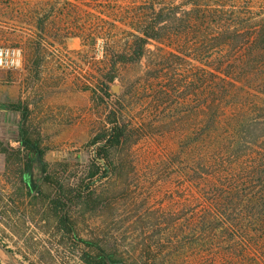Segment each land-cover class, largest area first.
Returning a JSON list of instances; mask_svg holds the SVG:
<instances>
[{
  "label": "rangeland",
  "instance_id": "374dc122",
  "mask_svg": "<svg viewBox=\"0 0 264 264\" xmlns=\"http://www.w3.org/2000/svg\"><path fill=\"white\" fill-rule=\"evenodd\" d=\"M156 1L176 9L180 23L170 24L160 42L151 41L140 61L113 64L130 50L135 14L150 0H0V48L22 51L18 67L0 68V243L14 251L16 263L84 264L91 248L82 240H88L128 264H228L197 224L207 205L196 187L201 173L218 172L231 153L212 139L214 123L242 110L250 120L260 115L255 89L263 93L264 86L252 77L246 88L232 87L218 66L235 59L233 49L219 44L230 37L228 29L254 31L264 20V0ZM199 3L215 14L204 21L200 14L191 24ZM185 26L191 35L172 37ZM263 74L264 53L242 75ZM13 103L28 107L24 125L40 139L57 180L56 187L43 183L38 196L22 179V115L4 107ZM114 109L131 138L112 148L111 160L102 163L106 176L89 184L92 141L109 134ZM87 184L98 204L80 196ZM60 194L64 205L56 211L52 201ZM59 216L73 231L60 228ZM0 261L11 264L1 247Z\"/></svg>",
  "mask_w": 264,
  "mask_h": 264
},
{
  "label": "trees",
  "instance_id": "16d2710c",
  "mask_svg": "<svg viewBox=\"0 0 264 264\" xmlns=\"http://www.w3.org/2000/svg\"><path fill=\"white\" fill-rule=\"evenodd\" d=\"M201 1L206 2L207 0ZM235 11L238 16H244L238 8ZM178 13L176 9L165 5L158 6L156 0H150L149 4L138 8L134 17L138 25L135 28L136 32L132 33L130 50L118 53L113 64L140 61L145 56L151 41L160 42L163 36H169V25L181 20ZM190 14L192 24L198 15L201 14L199 18L204 21L210 19L215 12L211 6L199 3ZM185 20L183 16L182 21ZM197 26L193 24L194 28ZM178 28V31L172 33V37L180 38L191 35L189 27ZM220 32L213 35L218 34L217 37H220L222 31ZM227 33L230 37L226 41H220L219 44L229 47L231 51L233 49L235 59H229V57L221 60L218 66L219 72L229 78L228 84L235 88H246L247 83L252 84L250 81L252 77H255L256 83L264 86V74L262 79L255 75L247 77L242 75L249 66L250 60L264 53V20L254 27V31L243 30L238 25H234L228 29ZM241 36L244 40H240ZM109 79L111 81L113 77ZM262 91L255 89L257 93L255 102L259 117L250 120L247 118L249 112L245 113L242 110L235 115L234 119L227 122L221 119L214 123L211 129L214 134L212 139L217 141L219 147H226L231 153L228 160L223 158L224 168L218 172L201 173L202 176L200 175L196 187L202 205H207L202 209L197 224L200 225L205 242L220 254L221 260L228 264H264V92ZM105 95L110 96V92L106 90ZM4 107L19 111L22 115L23 126L19 130V142L27 150L22 179L29 188V193L35 196L42 194L43 183L53 184L56 187L57 180L49 173L50 165L45 160L46 150L42 147L40 139L33 138L24 125L29 117L28 107L22 103L4 105ZM222 108L223 106L219 107L220 110ZM108 121L112 125L109 134L103 139L96 137L92 141L97 148L93 158L94 168L89 172V184H92L98 175L106 176L109 168L107 165L102 166V163L111 160L112 148L126 144L131 138V130L122 120L121 110H112L108 115ZM209 143L211 139L205 144ZM203 169L206 170L204 167ZM38 172L39 179H36ZM37 180L39 183L34 187L33 182ZM89 184L83 187L80 196H85L87 201L91 200L98 204L100 200L94 197ZM63 189L64 187L60 184L61 193ZM62 197L63 195L60 194L52 201L56 211L63 208ZM58 220L60 228L69 232L73 231L69 219L59 216ZM257 226L262 228V232L254 229ZM82 242L91 248V251H86L82 255L84 264H128L125 258L113 251H108L94 241L82 240ZM8 250L15 256L12 249L8 248ZM0 264H2L1 261Z\"/></svg>",
  "mask_w": 264,
  "mask_h": 264
},
{
  "label": "built area",
  "instance_id": "2783aa9c",
  "mask_svg": "<svg viewBox=\"0 0 264 264\" xmlns=\"http://www.w3.org/2000/svg\"><path fill=\"white\" fill-rule=\"evenodd\" d=\"M22 51L18 48H0V68H14L21 64Z\"/></svg>",
  "mask_w": 264,
  "mask_h": 264
},
{
  "label": "water",
  "instance_id": "95a60500",
  "mask_svg": "<svg viewBox=\"0 0 264 264\" xmlns=\"http://www.w3.org/2000/svg\"><path fill=\"white\" fill-rule=\"evenodd\" d=\"M120 89V87H119V85H117L116 83H114L113 85H112V90L113 91H118ZM0 247L9 255V257H10V263L11 264H24L23 262H20V263H16L15 262V260H14V258H13V255L9 252V250L2 244V243H0Z\"/></svg>",
  "mask_w": 264,
  "mask_h": 264
}]
</instances>
